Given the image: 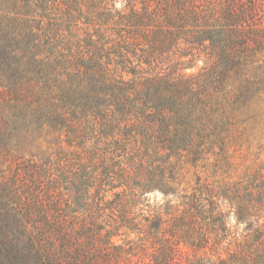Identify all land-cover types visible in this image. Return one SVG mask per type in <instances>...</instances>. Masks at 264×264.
Segmentation results:
<instances>
[{
    "label": "trees",
    "instance_id": "1",
    "mask_svg": "<svg viewBox=\"0 0 264 264\" xmlns=\"http://www.w3.org/2000/svg\"><path fill=\"white\" fill-rule=\"evenodd\" d=\"M123 1V9L106 3L81 26L75 2L0 0L11 23L0 33V86L42 89L36 118L57 133L65 154L18 172L32 203L16 227L1 219L0 264H111L115 256L124 263L110 253L113 235L102 232L92 190L114 192L110 210L131 230L180 234L160 243L156 264H170L182 244L191 264H264V173L221 189L200 177L184 186L181 178L186 165L225 149L227 107L247 105L262 89L264 72L254 67L264 50L258 3ZM142 43L147 48L137 50ZM182 43L206 54L209 65L189 76L144 72ZM152 193L163 199L151 202ZM206 249L212 254L199 257Z\"/></svg>",
    "mask_w": 264,
    "mask_h": 264
},
{
    "label": "rangeland",
    "instance_id": "2",
    "mask_svg": "<svg viewBox=\"0 0 264 264\" xmlns=\"http://www.w3.org/2000/svg\"><path fill=\"white\" fill-rule=\"evenodd\" d=\"M59 1L66 2L67 5L75 2L83 15L80 25L84 26L86 19L94 18L106 3H113L115 0ZM150 2L154 4V0ZM155 2L164 4L163 0H155ZM255 2L260 9L255 18L256 24L264 25V0H255ZM126 4L123 0H116V7L119 9H123ZM67 5H61L56 12V18L65 12ZM8 11L0 2V33L2 28L10 29L11 23L6 22L4 18ZM73 14L76 15V11ZM9 16L15 15L11 12ZM44 22L47 23V20L45 19ZM138 47L140 48L137 50H142L146 49L147 45L142 43ZM138 53L140 54L141 51ZM128 55L132 60V69L137 67L136 70H140L138 57L131 53ZM257 61L256 64H259L254 67H262L260 72L263 73L264 50L258 54ZM158 62L154 65L157 69L152 66L144 69V72H160L174 77L189 76L199 73L209 65L206 54L185 43L173 49ZM5 91L7 92L6 88L0 86V224H3L1 219L4 218L9 220L12 227H16L17 219L24 217L26 206L32 203L30 196L24 193L27 188L22 183L26 176L18 177L20 169L34 161L49 160L59 163L58 160L63 159L65 154L60 151L57 133L52 131L43 118H41L42 121L36 118L35 113L39 105L44 102V98L37 97L39 93L44 95L42 89L39 86L30 85L23 86L13 93ZM213 100L215 101L216 97ZM246 104L235 110L227 107V119L224 117L227 129L225 149L221 150L222 147L216 146L213 154L206 155L198 167H193L192 164L186 165L181 174L184 186L195 185L200 177L205 183L221 189L227 185L240 183L248 174L258 170L264 173V84ZM149 198L151 202L161 201L163 195L152 193ZM65 199L68 202L72 201L71 195L65 196L62 201ZM88 199L91 202V208L98 213V219L104 228L102 232L113 235L114 247L111 248L110 253L121 254L124 260L122 264H156L155 259H159L157 252L161 248L160 243H171L180 235L171 228L163 229L161 233L150 234L139 232L142 228L131 230L125 226L123 222L125 220L120 217V212L110 210L109 203L114 199V192L111 190L102 191L100 194L92 190ZM62 205H65V202H62ZM235 224V221H232V225L235 226ZM26 227L28 234L33 232L32 222H28ZM155 231L157 230H152V232ZM1 235L0 230V237ZM50 241L52 242L51 239ZM191 252V249L182 244L180 255L170 264H191L193 259ZM208 253L212 254V251L203 250L198 256L205 257ZM115 258L116 256L113 257L111 264H119L116 260L114 261Z\"/></svg>",
    "mask_w": 264,
    "mask_h": 264
}]
</instances>
